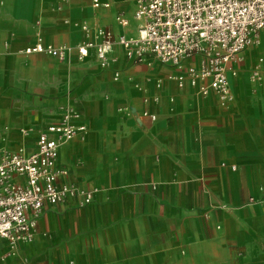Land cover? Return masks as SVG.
<instances>
[{
    "label": "crops",
    "instance_id": "0c3cea01",
    "mask_svg": "<svg viewBox=\"0 0 264 264\" xmlns=\"http://www.w3.org/2000/svg\"><path fill=\"white\" fill-rule=\"evenodd\" d=\"M98 1L0 0V150L28 155L49 125L83 126L55 165L59 184L92 193L44 207L30 241L0 239V264H264L261 50L242 53L224 101L118 45L101 69L75 45L103 29L135 37L138 23L132 0ZM36 42L71 51L25 55Z\"/></svg>",
    "mask_w": 264,
    "mask_h": 264
},
{
    "label": "built area",
    "instance_id": "2783aa9c",
    "mask_svg": "<svg viewBox=\"0 0 264 264\" xmlns=\"http://www.w3.org/2000/svg\"><path fill=\"white\" fill-rule=\"evenodd\" d=\"M132 1L133 19L138 23L136 36L114 37L111 31L100 30L98 41L75 45L78 60L87 58L93 50L99 67L106 69L113 47L118 45L127 61L137 64L150 58L175 70L176 74L167 78L178 87L187 82L201 95L213 91L223 101L230 98L229 77L237 75L236 66L244 51L262 50L252 77L262 74L264 0ZM92 6L99 8V1L92 0ZM117 22L120 26L127 24L121 17ZM70 51L65 45L54 47L42 42L23 50L25 55L46 54L58 61H65ZM71 123L49 125L38 135L31 154L0 150V239L10 243L30 241L36 217L46 206L68 200H77L80 206L91 202L90 191L58 183L67 175L55 165L60 142L84 131L83 126L73 127Z\"/></svg>",
    "mask_w": 264,
    "mask_h": 264
},
{
    "label": "rangeland",
    "instance_id": "374dc122",
    "mask_svg": "<svg viewBox=\"0 0 264 264\" xmlns=\"http://www.w3.org/2000/svg\"><path fill=\"white\" fill-rule=\"evenodd\" d=\"M262 52V50H261ZM258 67V62H257V59H254L252 62H251V68H252V73L253 71ZM260 70L264 71V67L263 65L261 67H259ZM251 73V75H252Z\"/></svg>",
    "mask_w": 264,
    "mask_h": 264
}]
</instances>
